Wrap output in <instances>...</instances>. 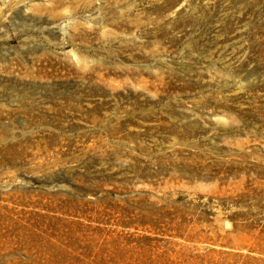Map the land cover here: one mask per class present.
Segmentation results:
<instances>
[{
	"label": "rangeland",
	"instance_id": "1",
	"mask_svg": "<svg viewBox=\"0 0 264 264\" xmlns=\"http://www.w3.org/2000/svg\"><path fill=\"white\" fill-rule=\"evenodd\" d=\"M0 264H264V0H0Z\"/></svg>",
	"mask_w": 264,
	"mask_h": 264
},
{
	"label": "bare ground",
	"instance_id": "2",
	"mask_svg": "<svg viewBox=\"0 0 264 264\" xmlns=\"http://www.w3.org/2000/svg\"><path fill=\"white\" fill-rule=\"evenodd\" d=\"M58 5H59V4H58ZM55 17H56V16H55ZM78 24H79V23H78ZM76 25H77V24H76ZM76 25H75V26H76ZM47 56H48V55H47Z\"/></svg>",
	"mask_w": 264,
	"mask_h": 264
}]
</instances>
